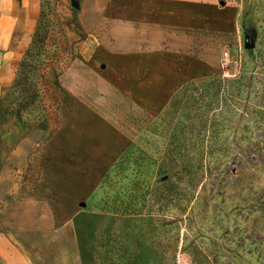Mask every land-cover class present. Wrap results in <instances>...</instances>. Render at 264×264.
I'll list each match as a JSON object with an SVG mask.
<instances>
[{"label": "rangeland", "instance_id": "obj_1", "mask_svg": "<svg viewBox=\"0 0 264 264\" xmlns=\"http://www.w3.org/2000/svg\"><path fill=\"white\" fill-rule=\"evenodd\" d=\"M11 89L50 134L15 173L59 207L33 264H264V0H108L89 32L42 0Z\"/></svg>", "mask_w": 264, "mask_h": 264}, {"label": "crops", "instance_id": "obj_2", "mask_svg": "<svg viewBox=\"0 0 264 264\" xmlns=\"http://www.w3.org/2000/svg\"><path fill=\"white\" fill-rule=\"evenodd\" d=\"M41 2L0 0V143L8 150L0 167V260L3 264H33L21 237L51 230L57 222L54 211L59 210L47 199L19 196V181L15 175L16 171L30 167L33 156L50 136L33 124L20 122L13 105L17 95L11 89L13 67L31 42L41 13ZM57 2L65 6L71 4L77 9L81 28L89 32L108 0ZM52 150L51 143L47 145L43 157H49ZM52 179L58 183L62 176L55 175Z\"/></svg>", "mask_w": 264, "mask_h": 264}, {"label": "water", "instance_id": "obj_3", "mask_svg": "<svg viewBox=\"0 0 264 264\" xmlns=\"http://www.w3.org/2000/svg\"><path fill=\"white\" fill-rule=\"evenodd\" d=\"M76 6L75 4L73 5ZM244 47L246 50H251L255 46V42L253 41V37L251 35H245L244 36Z\"/></svg>", "mask_w": 264, "mask_h": 264}]
</instances>
